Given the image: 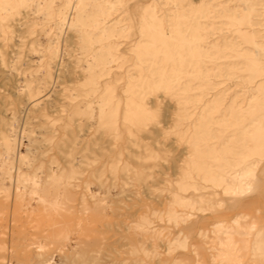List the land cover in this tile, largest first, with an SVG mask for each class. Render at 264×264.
Masks as SVG:
<instances>
[{
    "label": "bare ground",
    "instance_id": "bare-ground-1",
    "mask_svg": "<svg viewBox=\"0 0 264 264\" xmlns=\"http://www.w3.org/2000/svg\"><path fill=\"white\" fill-rule=\"evenodd\" d=\"M263 1L0 0V264H264Z\"/></svg>",
    "mask_w": 264,
    "mask_h": 264
},
{
    "label": "rangeland",
    "instance_id": "rangeland-1",
    "mask_svg": "<svg viewBox=\"0 0 264 264\" xmlns=\"http://www.w3.org/2000/svg\"><path fill=\"white\" fill-rule=\"evenodd\" d=\"M264 2V1H263ZM20 124H16V126H19Z\"/></svg>",
    "mask_w": 264,
    "mask_h": 264
}]
</instances>
